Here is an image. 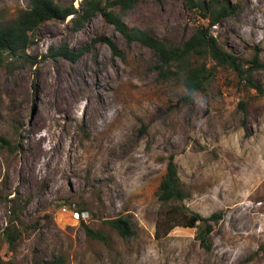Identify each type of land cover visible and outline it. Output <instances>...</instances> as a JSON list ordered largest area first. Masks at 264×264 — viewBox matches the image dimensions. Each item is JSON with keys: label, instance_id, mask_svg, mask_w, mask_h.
Returning <instances> with one entry per match:
<instances>
[{"label": "rangeland", "instance_id": "374dc122", "mask_svg": "<svg viewBox=\"0 0 264 264\" xmlns=\"http://www.w3.org/2000/svg\"><path fill=\"white\" fill-rule=\"evenodd\" d=\"M226 1L235 10L211 33L244 63L255 52L264 61V0ZM27 6L0 0V17ZM123 20L170 43L206 23L185 0H139ZM33 35L26 53L34 63L0 58V136L13 146L0 147V264L58 254L64 264H264V69L254 73L262 95L219 66L187 96L179 80L156 78L153 50L126 43L99 13L80 29L70 16L47 20ZM62 43L89 49L71 62L53 55ZM170 154L186 197L164 203L156 189ZM220 210L208 247L199 228L170 226ZM72 211L86 212L74 219ZM118 216L129 219L131 236L105 222ZM10 218L27 228L8 247L1 233Z\"/></svg>", "mask_w": 264, "mask_h": 264}, {"label": "trees", "instance_id": "16d2710c", "mask_svg": "<svg viewBox=\"0 0 264 264\" xmlns=\"http://www.w3.org/2000/svg\"><path fill=\"white\" fill-rule=\"evenodd\" d=\"M139 0H80L78 7L72 1L60 3L57 0H28V6L21 9L11 20L3 21L0 17V58L3 53L24 60L36 61L37 55H28L27 49L34 42L33 32L47 20L64 21L68 16L73 27L80 29L85 26L98 13L104 20L113 25L123 37L126 43L138 42L153 50L157 55L155 68L157 79H177L181 82L187 92V96L202 90L205 79L214 75L219 66L229 67L238 79V83L246 91L253 89L263 94L261 84L255 79L254 73L264 69V61L260 59L257 52L244 63L235 53L224 49L218 42L216 36L211 33V26L217 24L221 19L230 16L235 6L226 0H185L188 8L198 12L205 24L194 28L192 33L180 43H170L150 34L146 29L139 26H129L123 17L137 4ZM105 42L111 49L113 55L120 57L124 53L112 39L106 36L98 38ZM89 45H83L73 49L66 43L60 44L54 56L63 57L71 62L77 61L87 50ZM239 105L243 108L244 102ZM0 147L12 149L13 146L8 139L0 136ZM158 200L168 203L182 201L186 197L183 182L178 174L177 165L173 154H170L166 163L165 172L162 175L156 189ZM223 212L214 211L208 216H202L197 212L184 214L175 220L170 226L183 225L197 227V236L200 242L206 244L207 235L211 232L213 223H217ZM83 224V220H80ZM124 237L132 235L130 221L125 216H118L105 221ZM15 218H10L1 233V241L8 247L13 246L21 238L27 228ZM85 229L92 238L105 239L99 231ZM2 262L0 256V263ZM65 257L58 254L39 264H64Z\"/></svg>", "mask_w": 264, "mask_h": 264}, {"label": "built area", "instance_id": "2783aa9c", "mask_svg": "<svg viewBox=\"0 0 264 264\" xmlns=\"http://www.w3.org/2000/svg\"><path fill=\"white\" fill-rule=\"evenodd\" d=\"M65 209H63V211H64ZM86 211H81V212H79V211H72L71 212V215H72V217L74 218V219H80V216L82 217L83 215V213H85Z\"/></svg>", "mask_w": 264, "mask_h": 264}]
</instances>
